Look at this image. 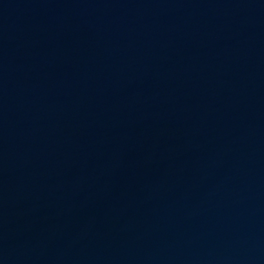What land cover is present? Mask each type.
Wrapping results in <instances>:
<instances>
[{"label": "water", "instance_id": "95a60500", "mask_svg": "<svg viewBox=\"0 0 264 264\" xmlns=\"http://www.w3.org/2000/svg\"><path fill=\"white\" fill-rule=\"evenodd\" d=\"M0 264H264V0H0Z\"/></svg>", "mask_w": 264, "mask_h": 264}]
</instances>
